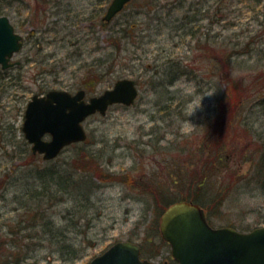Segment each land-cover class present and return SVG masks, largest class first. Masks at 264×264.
Wrapping results in <instances>:
<instances>
[{"label":"rangeland","instance_id":"obj_1","mask_svg":"<svg viewBox=\"0 0 264 264\" xmlns=\"http://www.w3.org/2000/svg\"><path fill=\"white\" fill-rule=\"evenodd\" d=\"M109 1L0 0L23 40L18 63L0 66V264H88L119 240L172 262L157 193L183 197L175 171L200 178L208 154L264 144V0H131L103 26ZM122 77L139 89L132 105L84 119L87 138L51 161L32 153L21 124L33 94L85 87L87 99ZM239 160L214 172L226 190L204 209L213 226L246 231L264 225V199ZM8 228L29 246L12 248Z\"/></svg>","mask_w":264,"mask_h":264},{"label":"water","instance_id":"obj_2","mask_svg":"<svg viewBox=\"0 0 264 264\" xmlns=\"http://www.w3.org/2000/svg\"><path fill=\"white\" fill-rule=\"evenodd\" d=\"M129 0H111L103 20L113 18ZM22 36L14 30L7 15H0V65L8 68L10 58L22 45ZM138 94L135 80L118 79L112 88L85 100L80 88L72 93L49 89L46 94H33L27 101L21 130L33 153L51 159L72 142H82L87 133L82 121L94 113L105 114L113 103L131 105ZM51 135L49 140L44 134ZM161 236L171 246L177 264H264V226L246 232L231 226L212 227L204 208L187 200L172 202L160 214ZM88 264H155L140 258L139 245L119 240L94 256ZM163 264H169L163 262Z\"/></svg>","mask_w":264,"mask_h":264},{"label":"trees","instance_id":"obj_3","mask_svg":"<svg viewBox=\"0 0 264 264\" xmlns=\"http://www.w3.org/2000/svg\"><path fill=\"white\" fill-rule=\"evenodd\" d=\"M195 19V18H194ZM194 21V20H193ZM101 25L106 26L109 23L106 22H100ZM116 33H120V30H115ZM111 33H113V31H111ZM193 32H191L192 34ZM118 36V35H116ZM241 91V95L240 96H236V99L234 101H237L238 104H240L242 101H244V99H246V95L243 93V90L240 89ZM245 91V90H244ZM264 98V97H263ZM236 116L232 115L230 117V121L231 119H235ZM229 121V122H230ZM224 146H221V148H223ZM210 152H211V148ZM220 151V148H216L215 152ZM224 153V156H218V154H215L213 157H211V155L214 153H210L207 155V157L204 159L205 163L202 167L203 170V174L201 175L200 178H192V176L189 178V176L187 177L184 173L185 171H181V170H177L175 171V177L172 178V182L176 187H180L183 185V183L181 182L182 178L184 177V186H182L183 188L187 189V195L183 196V197H178V196H172L170 195H166L164 193H160L158 192V201L163 204L161 212L171 204V202L173 201H181V200H188V201H194L196 203H199L202 207H206L207 203L213 201V199H217L216 201H221L222 199V195L223 192L226 190V185L227 183H219L218 188H213L215 185H217V180L215 179L214 172L215 174H217L219 171H222V169L226 170V172L229 170L228 165L229 162L231 161L232 163L234 162L233 160L236 161V163L238 164L240 162L239 159L241 160H246L247 162L250 163V166L246 172H244L243 175H241V179H247L246 183H249L251 186L248 188L249 190H257L260 192L262 198L264 199V144H262V148L258 153H253V156L251 155H243V157H239L237 156V152L238 149H232V151H227L226 149H223L220 151V153ZM235 156L237 158H235ZM216 163H219L218 165ZM216 164V165H214ZM190 187V188H189ZM37 207H35L36 209V213H41L43 210L41 209V205L36 204ZM29 210V212H32L33 210L27 209ZM209 219V216H208ZM40 222L39 227L41 228L44 224L45 225H51V220L49 219H45V218H40L39 219ZM57 228V227H56ZM55 228L54 230H51V228L49 229L50 233L48 239H50L51 241H53V239H58V235L60 233L59 230H57ZM40 230V229H39ZM49 231H45L49 232ZM7 233H10L13 237L9 238L8 241H11L12 244L11 247H18V248H23V247H28L29 244L28 242L24 239L27 238H23L20 240H17V237L15 236V234L13 232H11V228H8ZM24 237V236H23ZM39 239H43L42 237H39ZM65 243V242H64ZM3 264H7L3 263Z\"/></svg>","mask_w":264,"mask_h":264},{"label":"flooded vegetation","instance_id":"obj_4","mask_svg":"<svg viewBox=\"0 0 264 264\" xmlns=\"http://www.w3.org/2000/svg\"><path fill=\"white\" fill-rule=\"evenodd\" d=\"M58 1V0H57ZM171 264H175V261L173 260L172 262H170Z\"/></svg>","mask_w":264,"mask_h":264}]
</instances>
